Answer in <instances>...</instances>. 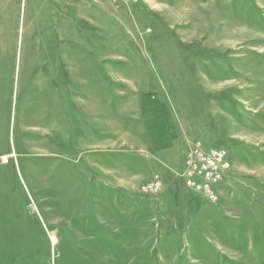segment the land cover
I'll use <instances>...</instances> for the list:
<instances>
[{"label":"rangeland","instance_id":"obj_1","mask_svg":"<svg viewBox=\"0 0 264 264\" xmlns=\"http://www.w3.org/2000/svg\"><path fill=\"white\" fill-rule=\"evenodd\" d=\"M0 264H264V0H0Z\"/></svg>","mask_w":264,"mask_h":264},{"label":"built area","instance_id":"obj_2","mask_svg":"<svg viewBox=\"0 0 264 264\" xmlns=\"http://www.w3.org/2000/svg\"><path fill=\"white\" fill-rule=\"evenodd\" d=\"M215 156H217V157H216V160H217V159H219V158L222 156V153L216 151V152H215ZM212 164L214 165V164H217V163H216V162H213Z\"/></svg>","mask_w":264,"mask_h":264},{"label":"bare ground","instance_id":"obj_3","mask_svg":"<svg viewBox=\"0 0 264 264\" xmlns=\"http://www.w3.org/2000/svg\"><path fill=\"white\" fill-rule=\"evenodd\" d=\"M242 32V31H241ZM240 34V33H239ZM239 36V35H238ZM237 40V39H236ZM243 40V39H242ZM250 42V41H249Z\"/></svg>","mask_w":264,"mask_h":264}]
</instances>
